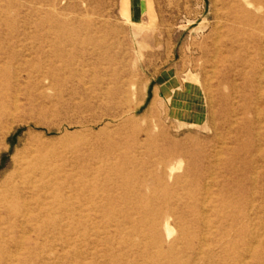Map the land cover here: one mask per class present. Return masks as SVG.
Masks as SVG:
<instances>
[{
  "label": "rangeland",
  "instance_id": "1",
  "mask_svg": "<svg viewBox=\"0 0 264 264\" xmlns=\"http://www.w3.org/2000/svg\"><path fill=\"white\" fill-rule=\"evenodd\" d=\"M229 2L0 0V183L32 140L58 153L0 264H262L264 58L219 28ZM169 137L190 164L160 163Z\"/></svg>",
  "mask_w": 264,
  "mask_h": 264
},
{
  "label": "bare ground",
  "instance_id": "2",
  "mask_svg": "<svg viewBox=\"0 0 264 264\" xmlns=\"http://www.w3.org/2000/svg\"><path fill=\"white\" fill-rule=\"evenodd\" d=\"M230 1L231 2L228 3V9L231 14H229V18L232 22L230 25L220 22V25L218 26L221 29L225 27L228 29V32L235 34L232 43H239V45L245 47L246 50L251 53V56L253 55L245 62V65L256 70L257 68H260L262 64L253 60V58L257 55L264 58V0ZM205 53L206 51L204 50L203 54ZM220 77L222 80L233 85V81L230 77L223 74H220ZM206 84L210 86V81H208V83L206 82ZM184 89L186 91H183V95L181 96L183 100L185 97L190 98L192 96L198 99H205L207 102V95L203 92L205 85L194 92L189 91L187 87ZM9 90L10 88L4 89V87L0 85V106L6 105V100L10 96ZM17 98L18 97L15 99V103L16 106L19 107ZM223 100L226 103V99ZM227 113L230 115V110H228ZM96 121L95 125L99 123L98 120ZM249 122L250 125L247 129H244V131L249 135H254L257 133L256 126L252 124L253 122H251V120ZM5 136L4 139H7V136ZM151 138H155L152 133L150 135V139ZM166 141H170V143H173L177 148L169 152L165 149V153H163L164 151H161L164 156L161 157L160 163L165 167H170L174 161H187L190 164L191 160L188 158L192 155V152L189 149L184 148L185 144L183 142L172 140L170 137L166 138ZM45 145L46 144H43L41 140H32L29 145L24 147L21 151V157L15 163V171L0 183V237L6 225H10L14 220L19 218V216L24 217L30 212L31 202L27 198V193H33V191L41 190L43 187L48 189L54 183L53 176L57 173L55 170L56 165L54 163V157L57 156L58 153L55 150L47 149L48 147L46 148ZM253 148L254 146L248 144L246 150L251 154ZM9 149L10 145L0 147V154ZM195 164H198V162ZM250 167V163L246 165V168ZM262 195L264 198V192ZM262 228L264 229V221H262ZM262 236V238H258V236L255 235L254 238H252L248 252L251 257L259 259V262L264 264V233Z\"/></svg>",
  "mask_w": 264,
  "mask_h": 264
}]
</instances>
